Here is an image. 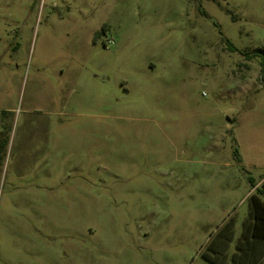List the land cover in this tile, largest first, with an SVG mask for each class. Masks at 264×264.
<instances>
[{
	"label": "rangeland",
	"instance_id": "obj_1",
	"mask_svg": "<svg viewBox=\"0 0 264 264\" xmlns=\"http://www.w3.org/2000/svg\"><path fill=\"white\" fill-rule=\"evenodd\" d=\"M263 54L264 0H0V264H235Z\"/></svg>",
	"mask_w": 264,
	"mask_h": 264
},
{
	"label": "trees",
	"instance_id": "obj_2",
	"mask_svg": "<svg viewBox=\"0 0 264 264\" xmlns=\"http://www.w3.org/2000/svg\"><path fill=\"white\" fill-rule=\"evenodd\" d=\"M229 46L231 51H235L231 43ZM257 54H255L256 57H258ZM261 64L264 73V54ZM252 187L254 191L251 195V209L243 240L239 244L242 255L234 262L235 264H260L264 258V181L260 187L252 182ZM208 260L212 264H222L219 259L211 256H208Z\"/></svg>",
	"mask_w": 264,
	"mask_h": 264
}]
</instances>
